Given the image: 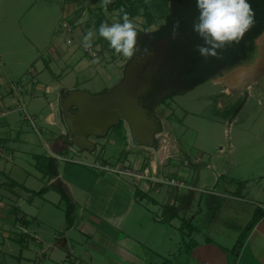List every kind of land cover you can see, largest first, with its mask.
<instances>
[{
  "label": "crops",
  "instance_id": "0c3cea01",
  "mask_svg": "<svg viewBox=\"0 0 264 264\" xmlns=\"http://www.w3.org/2000/svg\"><path fill=\"white\" fill-rule=\"evenodd\" d=\"M64 1L63 14L70 17L89 0ZM58 4L0 0V264H176L179 258L180 264H264V30L250 62L203 82L216 89L201 101L213 107L208 119L220 126L211 143L201 141L199 128L192 129L191 141L186 130L177 132L176 123L188 127L185 118L173 120L158 106L154 147L133 146L121 122L118 132L92 140L94 152L75 151L62 123L61 98L71 90H109L125 64L121 56L108 61L100 55L96 38L100 56L78 54L84 35L56 31ZM112 64L115 81L107 69ZM252 101L258 104L254 116ZM222 121L233 122L226 140ZM94 160L133 166L150 179L136 185L84 166ZM155 179H179L192 189ZM58 183L76 205L70 228L53 188ZM257 211L258 221L247 228ZM183 223L195 229L181 230Z\"/></svg>",
  "mask_w": 264,
  "mask_h": 264
},
{
  "label": "trees",
  "instance_id": "16d2710c",
  "mask_svg": "<svg viewBox=\"0 0 264 264\" xmlns=\"http://www.w3.org/2000/svg\"><path fill=\"white\" fill-rule=\"evenodd\" d=\"M167 11L161 17L162 21L159 24V31L145 34L139 32L138 43L144 49L146 42L142 41V37H149L152 46H156L159 41L168 42L167 52L170 53V64L174 68L176 75L187 78V84L183 92H187L195 86L210 79L211 76L218 75V69L222 66L233 67L235 64L241 63L243 60L253 57L255 54V39L264 30V0H249L252 10L255 14V22L253 26L245 33L244 37L239 43H234L226 46L223 50L220 58H208L204 59L196 51V45L202 41L198 35L193 31V23L198 16V10L196 8V0H167ZM123 7L131 14V18L138 15V8L143 9V16L146 18L148 25L155 23L154 16L149 9V6L145 0H116L112 5V9L117 10V16L120 19L119 9ZM111 8H109L111 10ZM107 21L101 15L96 21L95 31L96 42L102 45V48L109 51L112 56H118L114 53V50L109 47L108 41L98 35L99 25ZM108 22V21H107ZM179 23L180 27L176 35H173V26ZM176 38H173V37ZM168 97L167 99H170ZM166 99H162L159 104ZM57 175V171L54 170L50 173V176ZM54 190L59 194L61 200L65 203V224L67 228H70L75 220L76 205L71 198L64 191L60 183L53 186ZM47 188L41 189L36 194L42 195ZM260 217V211L255 212L253 218L248 223L247 228L256 224ZM246 228V229H247ZM187 229L192 232L195 228L183 223L181 228ZM246 230L240 235L237 240V246H240L245 238Z\"/></svg>",
  "mask_w": 264,
  "mask_h": 264
},
{
  "label": "water",
  "instance_id": "95a60500",
  "mask_svg": "<svg viewBox=\"0 0 264 264\" xmlns=\"http://www.w3.org/2000/svg\"><path fill=\"white\" fill-rule=\"evenodd\" d=\"M156 71L153 53L132 58L121 79L109 90L92 94L71 90L60 100L62 123L75 151L94 152V138L105 137L120 122L127 125L129 142L137 147H154L161 123L143 106L142 98L150 89Z\"/></svg>",
  "mask_w": 264,
  "mask_h": 264
},
{
  "label": "clouds",
  "instance_id": "9594fccd",
  "mask_svg": "<svg viewBox=\"0 0 264 264\" xmlns=\"http://www.w3.org/2000/svg\"><path fill=\"white\" fill-rule=\"evenodd\" d=\"M111 0H101L106 8ZM198 16L193 23V31L202 41L196 51L204 59L220 58L226 46L239 43L245 33L253 26L255 14L249 0H196ZM120 19L113 23L102 22L98 27V35L108 41L109 47L118 56L131 60L138 54V26L131 14L123 7L119 10ZM179 23L173 26V35L177 34ZM160 25L149 24L144 33L159 31ZM93 32L89 31L83 37V47L93 46ZM143 49V57L148 53Z\"/></svg>",
  "mask_w": 264,
  "mask_h": 264
},
{
  "label": "rangeland",
  "instance_id": "374dc122",
  "mask_svg": "<svg viewBox=\"0 0 264 264\" xmlns=\"http://www.w3.org/2000/svg\"><path fill=\"white\" fill-rule=\"evenodd\" d=\"M116 0H111L110 3H108L107 7L105 8L101 0H99V3H96L95 0H89L88 2L80 3L76 6L75 11L72 13L70 17H66L63 14L64 10V3L65 1L57 2V0H54V3H57L58 5H61V11L58 13V5L56 6L57 14H56V31H61L65 33V29L62 27L63 23H67L68 26L71 27L70 32H72L75 36H79L81 34L85 35L89 31L93 32L92 41L94 38H96V31H95V24L99 16L101 15L104 17L108 23H113L119 20L117 16V10L112 9L113 3H115ZM139 1V0H138ZM149 6L150 11L152 12L154 16V21L156 24H160L162 19L161 17L166 13L167 11V4H169V1L167 0H145ZM111 8V10L109 9ZM134 22L138 26V31L144 32V29L148 26L146 18L143 16V9L138 8V15L133 17ZM67 31V30H66ZM99 54L102 55L105 59H108V61H111L116 58V56L110 55L109 51L100 48ZM82 48H78V54L81 53ZM83 52V50H82ZM98 55V56H100ZM122 64H126L128 59L124 58L122 59L118 58ZM121 64V65H122ZM108 72L111 74L112 79L115 81L118 77V71L114 64L107 67ZM101 77L97 75L94 80L100 81ZM213 90H216L211 83L206 82L203 84H200L199 86L195 87L194 89L190 90L186 95L183 97H175L166 99L162 101V103L159 105L162 107L165 113H167L168 117L172 118L173 120H176L177 118H185V124L188 125L187 128L185 126H182L180 124L176 123L177 132H187L188 139L191 141L194 138L195 133L192 129L199 128L201 129L202 135H201V141L205 144H209L212 141H214L218 136L217 134L220 132V126L216 123V121H213L211 118L212 111L214 110L213 107H208L207 102L204 101L201 103L203 98V95H206L208 92H211ZM205 100H207L205 98ZM238 106V104H237ZM258 108L257 102H250L249 109L252 112V115L254 116V112ZM184 109L189 110L192 112L191 115H187L185 117ZM171 111H174V116ZM251 115V116H252ZM173 116V117H172ZM203 116V118L201 117ZM206 118V119H204ZM222 125H224L225 132L221 136L222 140H226L229 138V129L232 127L233 122L232 121H225L221 122ZM117 130L115 127L111 128L109 131V134H113ZM219 131V132H218ZM118 132V131H117ZM219 135V134H218ZM187 138V137H186ZM110 148V147H109ZM111 150H114V148H110ZM208 157L209 154H204V162L208 164ZM100 162L99 160H94L93 162ZM92 162V163H93ZM89 164H85L84 166L92 169ZM95 170V169H92ZM211 189L210 187H207L202 190L208 191ZM183 259L179 258L176 264H180Z\"/></svg>",
  "mask_w": 264,
  "mask_h": 264
},
{
  "label": "flooded vegetation",
  "instance_id": "af4514ba",
  "mask_svg": "<svg viewBox=\"0 0 264 264\" xmlns=\"http://www.w3.org/2000/svg\"><path fill=\"white\" fill-rule=\"evenodd\" d=\"M173 38L176 37L174 36ZM142 41L146 42L145 46L149 50L148 53L141 57V55H143V49L141 48L142 46L138 43V54L133 58L138 57L143 59L147 55L153 53V58L156 64V71L150 82V89L148 90L147 94L142 98V103L143 106L150 111H152L153 108L156 106V109L154 111L156 112L158 106L160 105L159 103L162 99H167L168 97L173 98L174 96L183 92L185 89V85L188 81L187 78L180 75H176L174 73V68L171 66L169 61L170 53L167 52L168 42L163 40L159 41V43H157V45L154 47L151 45L149 37H142ZM252 59L253 57H249L248 59L243 60L241 63L235 64L233 67L248 63ZM129 61L130 60H128L126 64ZM230 68L232 67L222 66L218 69V73L222 74ZM213 77L214 76H211L210 79ZM157 141L158 139L155 140L156 145L158 143Z\"/></svg>",
  "mask_w": 264,
  "mask_h": 264
},
{
  "label": "built area",
  "instance_id": "2783aa9c",
  "mask_svg": "<svg viewBox=\"0 0 264 264\" xmlns=\"http://www.w3.org/2000/svg\"><path fill=\"white\" fill-rule=\"evenodd\" d=\"M62 27L67 31L71 30V27L68 26L67 23H63ZM82 50H83L84 54H86L92 58L98 56L99 50L95 46H92L89 49H85L82 46ZM0 71H1V66H0ZM23 113L25 114V118L27 120H31V118L25 112L24 109H23ZM2 155H3V147H2V144L0 142V156H2ZM58 159L63 160V161L68 160L65 157H59ZM89 166L95 170L108 171V172H112L114 174H117V175H120L123 177H129V178H131L133 183H135L136 185H138L139 181H141V180L150 179L149 177H147V175H145L143 170L135 169V167L130 166V165H123V166H119V167H114V166H110L108 164H103L101 162L95 161V162L91 163ZM155 181H157L161 184H165V185H168L170 187L176 188V189H182V188L192 189L190 186L186 185L182 180H179V179H157V180L155 179ZM21 230L23 232H25V229H21Z\"/></svg>",
  "mask_w": 264,
  "mask_h": 264
}]
</instances>
